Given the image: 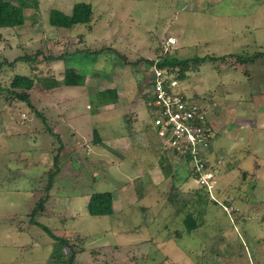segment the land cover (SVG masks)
<instances>
[{
  "label": "rangeland",
  "instance_id": "rangeland-1",
  "mask_svg": "<svg viewBox=\"0 0 264 264\" xmlns=\"http://www.w3.org/2000/svg\"><path fill=\"white\" fill-rule=\"evenodd\" d=\"M78 2L89 23H49ZM38 3L0 28V264H67L73 248L71 264H264V0ZM164 55L206 58L183 80L161 68L203 109L206 144L157 129ZM107 88L116 97L98 103ZM97 192L112 193V214L88 212Z\"/></svg>",
  "mask_w": 264,
  "mask_h": 264
},
{
  "label": "trees",
  "instance_id": "trees-1",
  "mask_svg": "<svg viewBox=\"0 0 264 264\" xmlns=\"http://www.w3.org/2000/svg\"><path fill=\"white\" fill-rule=\"evenodd\" d=\"M39 5L38 0H0V28H11V27H17L22 26L25 23V14L24 10L26 8H37ZM92 5L90 3L86 2H78L73 6V10L70 14L65 13L64 11L60 9L53 8L50 10L48 21L51 25L57 26V27H63V28H71L77 24H87L91 21V15H92ZM163 60L158 63V68H168V72L172 73L174 68L177 66H180L179 70L177 71V78L180 80H183L186 78L187 70L190 68V62H202L206 58H191V59H185V60H171L168 58V55H164L162 58ZM253 58L249 57L247 59L248 61H252ZM6 61V60H5ZM244 62V61H242ZM153 60L149 62V66L152 67ZM1 65V64H0ZM173 67V69H172ZM152 80V78H150ZM85 79L83 77L81 78H73V79H66L63 80V82H60L56 79H52L47 81L48 87H55L61 83H65L67 85H81L84 84ZM34 84V79L30 78L28 76L24 75H16L14 76L12 80V86L15 88L25 89L28 90L32 88ZM152 85V81H151ZM25 90L21 92H16V97L19 98L21 101L29 103V95L25 92ZM117 93L113 88H107L105 90H101L97 92V101L98 103H104L106 101H113V99L116 97ZM156 119V117H155ZM160 126H157V129H159ZM208 190V189H207ZM209 192V191H208ZM48 198V195H45L43 198H40V203L33 209L32 215H35L37 211V208H42V203H44ZM113 201H112V193L111 192H97L93 193L89 197L88 201V212L91 215H106V214H112L113 213V207H112ZM44 230H46L48 233H50L52 236L50 229L43 224H40ZM61 241L65 244L67 243L64 239H61ZM75 251L73 248V253H71L69 260H62L67 261V264H71L72 260L75 256Z\"/></svg>",
  "mask_w": 264,
  "mask_h": 264
},
{
  "label": "built area",
  "instance_id": "built-area-1",
  "mask_svg": "<svg viewBox=\"0 0 264 264\" xmlns=\"http://www.w3.org/2000/svg\"><path fill=\"white\" fill-rule=\"evenodd\" d=\"M174 43L176 39L170 37L163 48L167 49ZM176 83V79H170L163 69L158 67L152 69L150 93L157 108L155 122L169 133L173 141L171 145L177 142H188L191 145L206 144L213 136V130L204 124L203 109L201 110L199 105L188 101L182 93H179L174 88ZM200 165L203 166L202 161ZM198 179L208 185L204 177L199 176Z\"/></svg>",
  "mask_w": 264,
  "mask_h": 264
},
{
  "label": "crops",
  "instance_id": "crops-1",
  "mask_svg": "<svg viewBox=\"0 0 264 264\" xmlns=\"http://www.w3.org/2000/svg\"><path fill=\"white\" fill-rule=\"evenodd\" d=\"M255 121V120H254ZM256 122V121H255Z\"/></svg>",
  "mask_w": 264,
  "mask_h": 264
}]
</instances>
